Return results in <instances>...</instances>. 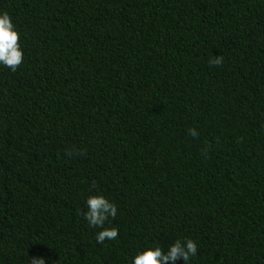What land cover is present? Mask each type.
<instances>
[{
	"label": "trees",
	"instance_id": "1",
	"mask_svg": "<svg viewBox=\"0 0 264 264\" xmlns=\"http://www.w3.org/2000/svg\"><path fill=\"white\" fill-rule=\"evenodd\" d=\"M0 12L23 49L0 65V264H130L185 237L190 264H264V0ZM97 192L117 206L102 244L82 216Z\"/></svg>",
	"mask_w": 264,
	"mask_h": 264
},
{
	"label": "clouds",
	"instance_id": "2",
	"mask_svg": "<svg viewBox=\"0 0 264 264\" xmlns=\"http://www.w3.org/2000/svg\"><path fill=\"white\" fill-rule=\"evenodd\" d=\"M18 40L19 34L10 16L7 12H0V65L13 72L23 60V49ZM208 63L219 66L223 63V56L214 54ZM188 134L192 137L198 135L195 128L188 129ZM85 205L82 212L84 220L90 228L99 229L95 232L96 242L102 244L105 239H115L117 229L105 227L106 222L117 214L115 203L97 192L86 198ZM197 247V242L190 237L176 238L166 249L158 243H150L130 258V264H175L177 259H181L183 264H190L191 259L197 256ZM30 264H45V259L42 256L32 257Z\"/></svg>",
	"mask_w": 264,
	"mask_h": 264
}]
</instances>
